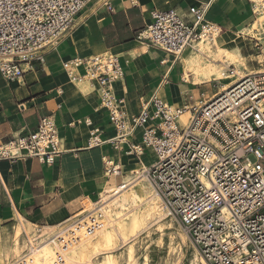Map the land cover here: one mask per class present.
<instances>
[{"label": "built area", "instance_id": "2783aa9c", "mask_svg": "<svg viewBox=\"0 0 264 264\" xmlns=\"http://www.w3.org/2000/svg\"><path fill=\"white\" fill-rule=\"evenodd\" d=\"M91 1L0 0L2 76L18 80L34 62H44L43 51L75 29L78 14ZM249 1L254 11L258 3L264 7V0ZM208 8L209 4L190 8L189 19L174 9L154 10L153 21L137 38L175 57L188 49L199 50V44L210 45L217 37L218 25L206 17ZM63 67L72 82L97 84L101 104L116 130L114 137L104 140L102 131L93 128L89 147L110 144L123 150L136 130L144 127L141 143L129 144L126 153L139 160L147 150L154 154L153 163L142 166L140 175L178 221L202 264H264V71L238 78L208 100H203L206 94L201 92L200 105L189 109L171 105L155 93L138 115L129 117L125 100L115 94V83L124 77L118 54L76 56L63 62ZM224 73L238 77L235 65ZM187 110L190 115L182 123L180 117ZM60 145L53 115L43 116L33 132L0 143V161L37 158L53 164ZM103 163L108 177L122 176L120 163L108 156ZM99 205V200L81 199V220L72 235L62 238L61 249L103 227L105 218L94 215ZM55 251L56 261L63 263L62 253ZM27 254L19 264L32 263Z\"/></svg>", "mask_w": 264, "mask_h": 264}, {"label": "crops", "instance_id": "0c3cea01", "mask_svg": "<svg viewBox=\"0 0 264 264\" xmlns=\"http://www.w3.org/2000/svg\"><path fill=\"white\" fill-rule=\"evenodd\" d=\"M203 4H209L207 20L221 28L216 38L220 44L242 45L236 33L257 15L249 0H92L78 14L75 29L43 51L44 62H34L18 80H8L0 72V143L33 132L49 115L61 138V153L53 164L37 158L0 161V262L14 255L11 241L17 227L27 240L26 233L35 231L36 225L63 226L82 214V198L99 200L101 190L113 182L120 185L129 171L155 159L148 150L141 160L126 153L129 144L141 143L144 127L123 150L110 144L88 146L93 128L102 131L104 140L114 137L116 130L101 104L97 84L72 82L63 62L76 56L118 54L124 77L115 83V94L125 100L129 117L138 115L155 93L177 107L197 105L204 86L183 79V60L200 47L175 57L139 40L137 33L153 21L154 10L174 9L189 19L190 8ZM104 156L121 164L122 176L106 175Z\"/></svg>", "mask_w": 264, "mask_h": 264}, {"label": "bare ground", "instance_id": "6f19581e", "mask_svg": "<svg viewBox=\"0 0 264 264\" xmlns=\"http://www.w3.org/2000/svg\"><path fill=\"white\" fill-rule=\"evenodd\" d=\"M257 1L259 2V0ZM255 8L257 15L254 21L250 25L240 28L236 34L244 40L251 38L263 42L264 7L260 8L258 3ZM216 27L218 36L221 34V28L219 26ZM216 38L214 43L210 45L199 44L200 51L194 52L189 58L183 60V79L186 82L192 83V85H213L218 83L221 90H226L238 78L264 71V68L261 67L249 68L247 59L242 53L240 42L233 40L235 42L231 43V45L226 42L221 45ZM229 65H235L237 68V78L230 77L224 73V70ZM213 94L210 95V98L213 97ZM203 100H208V98ZM201 102L200 100L197 105H200ZM184 107L189 109L191 106ZM189 115L190 111L187 110L180 117V121L186 123ZM231 117L233 121L236 120V116ZM140 170L129 171L128 175H133V178L128 176L123 186L117 185L101 190L99 193L101 206L97 207L98 211L94 215L101 214L105 218L104 225L95 234L81 237L77 244L71 245L66 249L60 248L62 238L72 235L77 230L78 221L73 225L66 226L63 230H57L52 236L48 235L49 230L44 231V229H49V226L41 227L39 229L41 231L40 234L36 233V230L30 233L27 232L28 248L26 253H28L29 262L31 261V264H120L121 255L119 258V255L115 254V250H117L115 244L117 240H120L119 242L126 247L125 251L122 252L125 264H140L137 256L136 240L144 233L150 236L154 226H157V229L162 232L166 229L175 228L171 220L162 223L170 215L163 207L159 195L149 181L145 182L143 179L130 187L133 182L142 176L140 175ZM128 187L129 189H127ZM22 233L21 229H16L12 246V252L15 255L19 254L20 251ZM43 235L46 238L41 239L40 237ZM181 238L182 243L186 244L188 236L185 232L181 233ZM37 245H39L38 248L32 251V247ZM178 247L179 252H181L182 247ZM171 248L173 249L172 246ZM55 249H59L62 253L63 263L56 261ZM198 254L196 252L192 264H199L204 261ZM100 255H102V258L98 259L97 257ZM24 256L25 254L19 257L16 264H19V261ZM142 264H149L148 255H146Z\"/></svg>", "mask_w": 264, "mask_h": 264}, {"label": "rangeland", "instance_id": "374dc122", "mask_svg": "<svg viewBox=\"0 0 264 264\" xmlns=\"http://www.w3.org/2000/svg\"><path fill=\"white\" fill-rule=\"evenodd\" d=\"M242 40L244 41V43L242 44L241 49H242V53L247 59L249 68L251 69L259 68V67L264 68V39H263V42L258 46L256 45L255 39L248 38L247 40H244V39ZM177 71H179V69ZM202 86L204 87L201 90L206 92L205 98L210 97L212 93L220 89V85L218 83H214L213 85H202ZM198 99H201V97ZM128 176L132 177L133 175H125L124 181L128 179ZM143 179L145 182L148 181L147 178H145L144 176H141L138 180L133 182L130 187L136 185V183H138L139 181ZM110 185L115 186L117 185V183L113 182ZM127 189H129V187ZM100 206H101V203L99 207ZM80 216L81 215L67 222L63 226H56V228H49V229L47 228V229H44V231L49 230L48 235L52 236L57 230H63L66 226L73 225L76 221L81 220ZM168 220H171L174 223L175 225L174 229H171V230L166 229L164 232H162L157 229V226H154L150 236H147V233H144L136 240L137 241L136 248H137V254H138L137 256H138V260L140 264L144 262L146 255H148L149 257V264H174V263L192 264V261L196 255L197 250L194 248L189 238H187L186 244L182 243L181 233H184V230L182 229L178 221H176L173 217L169 216V218L166 220H163L162 223H165ZM36 226L34 228L36 229L35 232L40 234L41 232H39L38 230L42 226H37V227ZM18 228L22 230L21 227H17V229ZM14 237L15 235L12 238L11 244L12 243L14 244V239H15ZM119 241L120 240H117L118 244L117 243L115 244V247L117 249L115 250V254L119 255V258L121 255L120 264H125V258H124V255H122V252L125 251L126 247L123 245V243ZM20 243H21V247H20L19 254L17 255L14 254L13 256L9 255L8 257L6 256V259L4 258V260H1L0 264H16L17 263L18 258L23 256L27 252V248H28L27 240L25 239L23 234L21 235ZM171 246L173 247V249L171 248ZM178 246L182 247L181 252H179L180 250ZM97 258L98 259L102 258V255L98 256ZM199 264H202V263H199Z\"/></svg>", "mask_w": 264, "mask_h": 264}]
</instances>
